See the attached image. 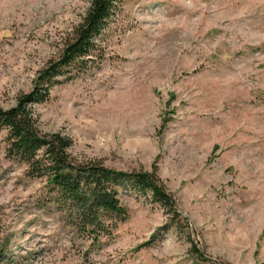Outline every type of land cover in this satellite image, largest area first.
Segmentation results:
<instances>
[{"label":"rangeland","instance_id":"374dc122","mask_svg":"<svg viewBox=\"0 0 264 264\" xmlns=\"http://www.w3.org/2000/svg\"><path fill=\"white\" fill-rule=\"evenodd\" d=\"M115 1L100 58L30 108L77 162L156 170L180 215L120 189L125 218L80 235L0 129V264H264V0ZM88 7L0 0L1 108L34 89Z\"/></svg>","mask_w":264,"mask_h":264},{"label":"trees","instance_id":"16d2710c","mask_svg":"<svg viewBox=\"0 0 264 264\" xmlns=\"http://www.w3.org/2000/svg\"><path fill=\"white\" fill-rule=\"evenodd\" d=\"M115 4V0H89L88 9L57 62L43 71L33 90L18 96L14 106L0 107V129L6 130L7 156L25 164L27 175L44 178L62 219L72 230L93 241L100 234L110 233L115 222L125 218L120 189L149 193L152 201L173 217L180 215L174 196L156 170L128 172L107 168L98 161L77 162L68 153L72 140L58 132L43 133L37 129L30 108L46 99L49 88L60 83L56 76L74 66L81 70L87 65L84 61L100 58L95 38L114 13ZM195 251L201 260H209Z\"/></svg>","mask_w":264,"mask_h":264}]
</instances>
